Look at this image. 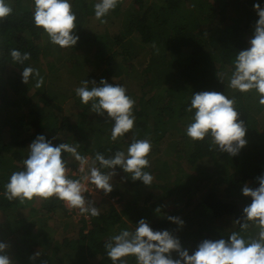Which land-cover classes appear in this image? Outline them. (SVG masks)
<instances>
[{"label":"trees","instance_id":"obj_1","mask_svg":"<svg viewBox=\"0 0 264 264\" xmlns=\"http://www.w3.org/2000/svg\"><path fill=\"white\" fill-rule=\"evenodd\" d=\"M7 2L12 6L13 14L0 22V242L9 245L7 255L14 264H41L42 261L46 264H112L104 245L121 230L135 229L132 227L136 226L129 224L133 212L140 210L144 217L147 216V223L153 231H162L163 228L156 227L158 224L159 227L168 224L176 230L180 227L167 219L168 216L177 217L181 211L180 207L170 205L176 192H179L177 197L184 199L180 205L196 212L193 217L185 219L190 226L201 216L199 220L209 218L212 225L217 226V233L228 232L230 235L233 231H240L234 221L242 218V210L251 203V198L244 196L245 202L237 204L231 202L225 193L240 184L241 179L236 180L238 169L258 171L256 169L262 166L260 158L263 153L256 151L259 145H264V139L260 140L261 136H258L264 131V106L259 104L254 91L242 94L234 90L231 95L226 91L231 89L228 84L233 61L239 51L250 46L246 33L250 29L254 31L258 20L254 21L251 6L264 4V0H243L238 8L232 0H120L116 9L104 18L106 23L95 19L93 5L98 0L86 3L70 0L77 16L74 34L79 36L78 41H86L87 48L78 56L75 49L72 50L75 45L67 59L70 64L73 59H80L86 67V73L80 76L78 83L81 85L86 79L99 85L104 79L110 84L124 86L127 95L137 93L133 99L134 128L115 142L108 140L113 127L108 124L110 119L92 113L91 118L96 122L95 128L91 127L89 118L82 112V108L87 109L91 104H82L76 93L63 89L69 97L77 98L71 111L64 114L51 110L45 96V84L50 82V77L43 79L40 88L35 87L37 77H30L27 84L22 82L23 68L37 69V63L42 65L45 48L51 43L40 45L46 34L34 26L33 0ZM238 10L242 11L239 13ZM115 13L121 15L118 32L111 30V34H106L102 30L111 24L110 18ZM241 13L246 15L242 26L237 23ZM12 49L22 54L28 52L31 58L18 64L10 56ZM137 65H142V70H138ZM221 74L223 82L220 81ZM91 87L90 83L89 89ZM59 88L61 90L60 85ZM202 91H217L235 99L239 119L246 128L244 139L247 141L237 155L230 156L216 150L208 137L198 142L187 137L185 129L192 122L194 112H188L186 108L192 94ZM9 106L23 112L15 118L8 117ZM38 135H43L53 146L79 144L78 151L85 157L89 155V160L94 159L97 152L105 158L112 157L116 151L126 152L133 139L148 138L152 144L151 167L145 171L152 173L155 180L150 186L155 188L140 180L133 181L130 174L117 167L112 179L121 178L129 187L128 194L126 191L120 194L123 200H127L126 209L120 214L110 206L100 211L99 217L89 215L88 224L80 214L74 226L70 224L74 209L68 210L62 201L54 198L41 200L39 207L26 211L25 204L5 198L4 186L12 172L23 170V161L29 154L28 146ZM62 155L69 161L68 167L76 169L79 163L68 153ZM240 156L245 157L246 162L243 160L239 164ZM261 171L259 176L264 174V167ZM180 175H185L186 179L178 183ZM78 177L69 174L71 179ZM248 186L259 187L257 177L251 179ZM134 187L137 190L132 189ZM203 187L205 189L201 192ZM133 191L137 195H133ZM141 196L145 207H137L129 214L128 209H133ZM157 207L160 212L155 211ZM52 219H65V232L73 228L75 234L54 238L48 233L52 230L48 224ZM196 231L195 225L192 226L191 233ZM257 232L255 226H250L241 234L247 239L255 237ZM204 233L202 230V238L206 236ZM37 243L47 244L52 255L48 251H36L41 255L30 259ZM193 245L198 246L197 243ZM126 259L128 264H136L134 257Z\"/></svg>","mask_w":264,"mask_h":264},{"label":"clouds","instance_id":"obj_2","mask_svg":"<svg viewBox=\"0 0 264 264\" xmlns=\"http://www.w3.org/2000/svg\"><path fill=\"white\" fill-rule=\"evenodd\" d=\"M120 0H98L93 5L94 16L101 23L111 11L115 10ZM258 15L254 35L246 50L239 51L233 61V70L228 86L242 94L255 92L259 104L264 106V8L253 5ZM13 14L12 6L7 0H0V22ZM32 19L34 26L41 29L49 38L50 43L61 49H72L78 42L75 35L77 16L72 9L70 0H33ZM12 60L23 64L31 58V54H23L17 50L10 51ZM37 77L36 87L40 88L43 77L32 67L22 71V82L27 84L30 77ZM220 81L223 82V74ZM92 87L89 89V84ZM76 96L84 105L91 104V111L112 120L111 140L117 141L126 133L132 132L135 124L133 108L135 100L128 96L127 90L120 84H110L101 79L99 85L95 81L83 80L75 89ZM234 98H228L217 91H202L192 94L188 112H194L192 122L186 126L185 132L193 142L210 138L212 145L220 152L230 156L238 154L247 141L244 139L246 128L239 119ZM55 139V137H54ZM79 144L60 143L53 146L43 135H38L28 146L29 154L23 161V170L11 173L5 184L4 196L9 201L21 204L33 200L62 201L68 210L76 209L81 215L99 217L100 209L86 200L88 188L83 181L94 185L95 190H102L105 195L112 192L110 183L116 175L118 167L130 174L133 181L140 180L150 186L153 182L152 173L145 171L150 168L149 156L152 151L150 139H133L126 152L116 151L112 157L105 158L99 152L94 159L83 156L78 151ZM68 153L79 163V171L87 174L79 179L69 178L68 160L62 154ZM99 165L97 167L96 165ZM101 169H108L102 172ZM259 187L250 188L247 183L242 194L251 198V203L243 208L241 219L234 221L240 231H233L228 239L203 240L197 249L189 255L187 249L181 247L180 240L168 230L153 231L146 220H139L134 230L124 229L113 235L105 243L107 257L112 264H128L127 257H134L136 264H264V174L257 177ZM156 212H160L157 207ZM167 219L178 226L183 221L178 217L168 216ZM250 226L258 229L255 237L247 239L241 234ZM9 245L0 242V264H14L7 255ZM175 252L178 258L173 259ZM41 255L36 252L30 259ZM41 264H46L42 261Z\"/></svg>","mask_w":264,"mask_h":264},{"label":"rangeland","instance_id":"obj_3","mask_svg":"<svg viewBox=\"0 0 264 264\" xmlns=\"http://www.w3.org/2000/svg\"><path fill=\"white\" fill-rule=\"evenodd\" d=\"M82 1L84 3L88 2V0H82ZM124 1H126V0H124ZM232 1H234L235 4H236V5H234L235 8H238L239 6H242V5H239V4L241 2H243V0H232ZM259 5L261 6V8H264V4H260L259 3ZM125 7H128V4H125ZM251 7H252V9H250V10L253 13L252 15L254 17V21H256V19H258V15H257L256 11L254 10L253 5ZM241 11L238 10L239 13ZM120 16L121 15H116V13L113 16H111V18H110L112 20L111 24L109 26H107L106 29H105V26H104L102 31L105 30L106 34H111V32H110L111 30H113V32H118V27L117 26H118V23H120L119 22ZM245 16L246 15L241 13V15L238 17V21L239 22L237 21V23L240 24V25L241 24L244 25L243 22H245V20H246ZM253 35H254V31L252 29L248 30L247 33H246V37H248L249 40L253 37ZM85 42H86L85 40L84 41H78V43L76 44V47L73 48V50L75 49L78 52V56L81 54L82 51H85L87 49L85 47L86 46ZM45 43H48V44L50 43L49 38L47 37V35H44L42 37V42L40 43V45L41 46H45V45H43ZM119 47L121 48V46H119ZM45 51L46 52L43 53L44 56H45V62L41 63L42 65H40L39 63L36 64V68H37L36 70L39 71V74H40L41 77H43V79L45 77H50V82H47V84H49V86H47V84H45V96H46L47 100L50 103L51 110L62 111V113H64V114L68 113V112L71 111V107L74 105V103L77 100V98L76 97H69L66 92H62V91H63V89H66V90L69 89L68 92H72L73 93V91H75V89L78 87V85H77L78 74H75V72H73V70L81 69L79 71V73L81 75H83V74L86 73V67L83 64H81L80 63V59H77V58L73 59L71 64H70V62H67V60H64L61 48L59 46L53 45L52 43L49 44L45 48ZM63 62H64V64H63ZM92 63H93V60H92ZM92 66H94V64ZM142 67H143L142 65H141V67H140V65L136 66V68L138 70H142ZM66 69H68V70H66ZM49 71H50V74L48 73ZM51 77H53V79ZM59 85L61 87V90L59 88ZM226 93L228 95H231V94L234 93V90L233 89H229V90L226 91ZM134 94L137 96V93H132V92H129L128 96H130L132 99H135L136 97L134 96ZM240 109H242V108H240ZM7 112H8L7 113L8 117L15 118L17 116V114H19V112H23V110L16 111L15 108L9 106L8 109H7ZM82 112H83V114H86V117L89 118L88 119V124L91 127L94 126V128H95V122L96 121H95L94 118H91V116L93 115L92 114L93 112L91 111V106H89L87 109L86 108L85 109L82 108ZM263 118H262V120H263ZM94 133H95V131H94ZM258 136H261L260 140H263L264 139L263 138L264 131H263V134H260ZM108 140H111V138H109ZM256 152L257 153L258 152L259 153H263L261 158H260L262 166H260V167H258L256 169L258 171H252L250 169H248V170L247 169H238V171H236L237 172L236 180H240L241 179L240 180V184L237 187H235V190L230 191L233 188L232 187V188H230L227 191V193H225V196L230 198L229 200H231V202H236L237 204L245 202V200L242 199L244 197L243 194H242L243 186L245 185V183H247V185L250 184L251 179H254V178L258 177L259 174L262 173L261 167H264V145H259ZM86 157L89 158V155H86ZM243 160L246 162V158L243 157V156H240L238 158V163L239 164L241 162L243 163L244 162ZM259 163H260V161H258L257 164H259ZM69 169H70L69 174L70 175L72 174V175L79 176L78 179L87 174V169H86L85 173H81L79 171V164L77 165L76 169H71V168H69ZM189 170H191V169H189ZM199 179H200V183L203 184L201 176H200ZM182 180H183V178L181 177V175L178 176L177 182L181 183L180 181H182ZM83 182L85 183L87 181H83ZM86 187H88V186L86 185ZM222 187L223 186H220L221 189H222ZM88 188L90 189V187H88ZM150 188L154 189L155 187L150 186ZM132 189H136V188L134 187ZM204 189H205V187L202 188L201 192L204 191ZM178 193L179 192H176V198L172 199V201L170 202V205H172V206L173 205H176V206L178 205L180 207L181 211L178 212L177 217L180 218L182 221H185V219L187 217H190V216L193 217L194 215H196V212H194V213L190 212V208L186 207L184 204L182 206L180 205L182 202H184V199H180L179 197H177ZM135 194L137 195L136 192H135ZM135 194H134V191H133V195H135ZM84 195L90 196L91 199H89V200H91V202L92 201L97 202L96 198L97 197L101 198L100 196H104L105 194L103 193L102 190H97V191L93 190L91 193H89V191H88ZM107 195L110 196V193H108ZM110 199H111L110 200V204L113 205L114 210L116 211V213L120 214L122 212V208H123L122 204L120 202H117V200H116L117 198H115V197L110 198ZM40 202H41V200H33L31 202H25V203H23V204H25V206H24L25 208L24 209L27 211L29 208H33V207L35 208V207H37L40 204ZM174 203H177V204H174ZM189 203L191 204L192 202H189ZM135 210H137V209H135ZM86 216L88 217L89 215L86 214ZM70 219L77 222L80 219V214L79 215H76V214L71 215ZM199 219L196 220L195 223H193V226L195 225V227L197 229V231L195 233H193V234L189 233V232L192 231V227H191L192 225L190 226L189 222L188 223L184 222L183 226L182 227L180 226L177 230L170 228L171 226L168 225V224L162 225L160 227H159V224H158L156 227L158 229H162L163 228L162 231L163 230H168L170 233H172L177 238L180 236L179 235L180 228H185L184 231L187 229L186 231L188 233H186V237H184V238H182V240H180V243H181V247L183 249H187L188 250L189 255H191L197 248V246L193 245L194 243H197L199 245L205 239L215 241V240H218V239H225L224 237L229 236V235H225V236L221 235L220 237H217V235L214 233V229L212 228V226L214 228H216V225H212V222L209 220V218H204V220H199ZM64 220L63 221L62 220H58V219L50 220L48 222V224H49V226L51 227L52 230L48 231V233H52L54 238H59V239H62V238L67 237V236H73L75 234V229L72 228V229L69 230V232L66 233L65 232L66 231V228H65L66 223L64 222ZM88 220H89V218L86 219L87 222H88ZM163 222H158V223H163ZM59 225H60V228H59ZM155 225H153V226H155ZM131 227H132V225H131ZM202 230L205 232L204 234H206V236L203 235V238H205V239H203L201 237ZM47 235H50V234H47ZM185 238H187V239H185ZM46 245L47 244H45V246H43L42 243H37L36 247L34 248L35 252H33V253L35 254L36 251H43V252H47L48 251L52 255V249L51 248H46ZM9 257H10V255H9ZM172 258L173 259L178 258L177 254L175 252L172 253Z\"/></svg>","mask_w":264,"mask_h":264},{"label":"crops","instance_id":"obj_4","mask_svg":"<svg viewBox=\"0 0 264 264\" xmlns=\"http://www.w3.org/2000/svg\"><path fill=\"white\" fill-rule=\"evenodd\" d=\"M71 49H61V51H62V53H63V59L64 60H67L68 59V56H69V54L71 53V51H70ZM73 50V49H72ZM74 51V50H73ZM65 52H67V53H65ZM75 52V55H77V51L75 50L74 51ZM74 55V56H75ZM65 56H67V57H65ZM68 61V60H67ZM81 64H83V62H80ZM66 70H68V69H66ZM81 69H78V70H73V72H76V74H78V77H77V81L79 80V78H80V76H81V74L79 73V71H80ZM77 85H78V87L80 86V84L77 82ZM76 85V86H77ZM63 92V91H62ZM73 92H75V91H73ZM105 116H107V114L105 113V115H104V117ZM113 121L112 120H110L109 122H108V124L109 125H111V126H113ZM90 140H91V138H90ZM97 141H99V139H97ZM96 141V142H97ZM162 153H164V152H162ZM190 172H192L191 170H189ZM192 174H194L193 172H192ZM181 177L183 178V179H186L185 177V175H181ZM155 180V179H154ZM153 180V181H154ZM110 183L112 184V187H113V190H112V192H110V196H108V195H104V196H100L101 198H99V197H97L96 198V200H97V202H94V201H92V203H93V206H95V207H97V208H99L100 209V211H102V210H104V209H106L107 207H113V205H111L110 204V198H113V197H115V198H117L116 200H117V202H120L121 204H122V207L124 208V209H126L125 207V201H127V200H123L122 198H124V197H122L121 195L126 191V193L128 194V190H129V187H127L125 184H124V182H123V180L121 179V178H118V179H111V181H110ZM130 190H132L131 188H130ZM115 192V193H114ZM145 192V191H144ZM113 193V194H112ZM121 194V195H120ZM126 194V195H127ZM85 197H86V200H88V201H91V200H89V199H91V197L90 196H86L85 195ZM139 197V196H138ZM121 200V201H120ZM139 204V206H137ZM144 199L142 198V196L140 197V199H139V201H138V203H137V205L133 208V209H128L129 210V214L131 213V212H133V211H135V209H137V207H142V208H144L145 206H144ZM177 204V203H176ZM144 206V207H143ZM122 208V209H123ZM176 208L177 209H179V206L177 205L176 206ZM116 212V211H115ZM141 215L143 216V213H140V210H138V211H135V212H133L130 216H129V224L130 225H133V226H136L137 224H138V222H139V220H141V219H144V220H146V222H147V216L146 217H141ZM150 217V216H149ZM201 217V216H200ZM199 217V218H200ZM198 218V219H199ZM78 222V221H77ZM77 222L76 221H71L70 222V224H73L74 226L77 224ZM90 221L88 220V222H87V224L89 223ZM183 222H185V221H183ZM186 224V223H185ZM218 225V224H217ZM193 226V225H192ZM191 226V227H192ZM59 228H60V225H59ZM135 227H132V229H134ZM184 229L185 228H180V233H179V237H178V239L179 240H182V238H184V237H186V233H188L186 230L184 231ZM216 230V235H217V237H220L221 235L222 236H225V235H229L228 234V232H224V233H217V226H216V228H215ZM189 233H191V232H189ZM225 238V240H227L228 239V236L227 237H224ZM185 239H187V238H185ZM197 249V248H196Z\"/></svg>","mask_w":264,"mask_h":264},{"label":"built area","instance_id":"obj_5","mask_svg":"<svg viewBox=\"0 0 264 264\" xmlns=\"http://www.w3.org/2000/svg\"><path fill=\"white\" fill-rule=\"evenodd\" d=\"M86 185H87L88 187H90V189L87 187L89 193H91L93 190H95V189H94V185H92L91 183H89V182H85V186H86ZM95 191H97V190H95ZM63 204H64V203H63ZM64 206H65V204H64ZM65 207H66V206H65ZM66 208H67V207H66ZM74 212H75L76 215H79V214H80L79 211L76 210V209H74ZM83 218H84V219H88L89 216L87 217L86 214H84V215H83Z\"/></svg>","mask_w":264,"mask_h":264}]
</instances>
